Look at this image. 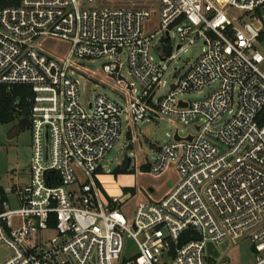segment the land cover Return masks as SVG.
Wrapping results in <instances>:
<instances>
[{"label": "built area", "instance_id": "built-area-1", "mask_svg": "<svg viewBox=\"0 0 264 264\" xmlns=\"http://www.w3.org/2000/svg\"><path fill=\"white\" fill-rule=\"evenodd\" d=\"M152 15L157 24L146 29ZM51 39L66 50L54 55ZM197 41L199 56L157 95L170 64ZM99 58L109 59L101 70L124 103L80 93L77 62ZM0 84L31 89L28 115L20 113L29 180L0 187V264H226L219 247L242 237L252 264H264V0H0ZM208 87L200 99L181 98ZM168 117L192 127L184 136L175 129L191 139L174 131L147 171L172 166L177 181L127 216L131 194L104 192L102 161L123 121ZM185 231L198 239L178 247ZM124 236L137 247L128 259Z\"/></svg>", "mask_w": 264, "mask_h": 264}, {"label": "rangeland", "instance_id": "rangeland-1", "mask_svg": "<svg viewBox=\"0 0 264 264\" xmlns=\"http://www.w3.org/2000/svg\"><path fill=\"white\" fill-rule=\"evenodd\" d=\"M107 3V2H104ZM125 5L126 2H118ZM150 7V2H139ZM157 19L152 15L150 21L146 22L145 28L155 27ZM172 42L176 44L178 41L174 36H171ZM50 45L47 48L54 51V55H60L66 50V43L51 39ZM203 48V44L197 41L193 44L184 46L180 52L177 60L172 62L166 73L163 76L165 83L157 91V95L165 93L171 83L174 82L175 73H181L187 62L194 60L199 56ZM174 51V50H173ZM152 56L155 61H159L160 57L155 50L152 51ZM107 58H99L89 61L79 60L77 63L82 67L80 70L81 78L74 74L79 83V91L81 94L88 93V97L96 92L105 93L107 96L116 99L118 91L115 89V77L106 75L101 70V65L106 62ZM112 60V59H111ZM122 75L128 83H132L136 89L135 95H139V85L137 81L128 74L126 63L123 60ZM212 87H208L200 92H191L181 95V98L186 100L200 99L206 96ZM124 102V99H123ZM123 119V117H122ZM19 117H15L13 121L0 124V187H7L13 185H23L29 180V166L31 153V136L27 127L21 129L16 135L8 138L9 131L13 122H17ZM140 130H139V128ZM179 129L180 135H186L192 132V127H186L180 124L175 117H168L158 120L156 123L138 124L136 127L131 125L130 131L132 140L126 138V127L124 121L122 123V131L119 139L114 143L113 147L106 154L102 161L103 173L109 174L115 169L117 165L124 160V158L131 159V165L135 163L136 176L135 180L128 183V186L121 187L122 193L129 192L131 197L121 206V210L127 216L130 215L134 206L138 202L148 200L151 194L153 197L162 193L167 186L177 181V175L172 166H168L165 172L159 175H154L146 171H141L138 167L142 164L150 162L155 156V150L151 146L163 145L172 139L175 129ZM134 137V138H133ZM140 171V172H139ZM106 179L105 176L101 177ZM104 181V180H103ZM119 186L122 185L118 180H114ZM123 256L125 259L131 258L137 252L135 242L127 236L123 237ZM220 258L226 264H252L254 261V253L251 248V243L247 237L238 239L235 243H228L224 249L219 247Z\"/></svg>", "mask_w": 264, "mask_h": 264}, {"label": "trees", "instance_id": "trees-1", "mask_svg": "<svg viewBox=\"0 0 264 264\" xmlns=\"http://www.w3.org/2000/svg\"><path fill=\"white\" fill-rule=\"evenodd\" d=\"M169 53L170 49L167 48ZM31 97V89L26 85H4L0 84V124L8 123L17 117V112L22 115H28L29 98ZM264 119V110L261 112ZM142 171H146V164L141 165ZM132 173V170L127 166V162H122L117 165L112 171V174Z\"/></svg>", "mask_w": 264, "mask_h": 264}, {"label": "crops", "instance_id": "crops-1", "mask_svg": "<svg viewBox=\"0 0 264 264\" xmlns=\"http://www.w3.org/2000/svg\"><path fill=\"white\" fill-rule=\"evenodd\" d=\"M121 103H124L123 102V99L124 97L118 93V96L117 98ZM158 120H155L154 122L156 123ZM127 131H126V138L128 139H131L132 140V135H131V131H130V127H127L125 126ZM139 128V127H138ZM140 130V128H139ZM134 138V137H133ZM151 146L154 148V150L156 151L157 149V145H153L151 144ZM148 163V162H147ZM146 164V168L148 166V164ZM131 159H130V164H129V169L132 170V173H125V174H117V175H114L112 173H109V174H105V173H101L100 174V180H101V183H102V188L104 190V192L108 195H119V194H123L122 191H121V187H126L128 186V183L129 182H132L135 180V176H136V167H135V163L133 165H131ZM144 165V164H142ZM141 166V165H140ZM140 166L138 167L141 171L142 169L140 168ZM148 170V168L146 169ZM140 172V171H139ZM165 172V171H164ZM163 173V172H162ZM161 173V174H162ZM102 176H105L106 179H102L101 177ZM118 180L122 185H125V186H119L114 180ZM104 180V181H103ZM175 183H172L170 184L169 186H167V188H165V190L162 191V193H159L158 195L156 196H152L151 194L148 196V200H156L158 199L161 195H163L168 189H170ZM127 193V192H126Z\"/></svg>", "mask_w": 264, "mask_h": 264}, {"label": "water", "instance_id": "water-1", "mask_svg": "<svg viewBox=\"0 0 264 264\" xmlns=\"http://www.w3.org/2000/svg\"><path fill=\"white\" fill-rule=\"evenodd\" d=\"M20 112H17V116L20 117ZM29 126V120L24 118V117H20L19 120L12 126L11 130L9 131L8 134V138L16 135L21 129L28 127ZM14 133L13 135L11 133ZM175 140H180V139H187L190 140L191 136H187L186 138H181L180 136H178L177 131H175L174 133V137ZM124 160L127 162V166H129L130 164V158H124ZM122 163V162H121ZM120 163V164H121ZM191 239H198V235L193 232V231H185L182 232L178 238V243L177 246L181 247L184 243H186L188 240ZM224 243L221 245V247H224ZM207 253L212 254L213 256H217L218 255V251L216 250V248L212 245V244H208L207 245Z\"/></svg>", "mask_w": 264, "mask_h": 264}, {"label": "flooded vegetation", "instance_id": "flooded-vegetation-1", "mask_svg": "<svg viewBox=\"0 0 264 264\" xmlns=\"http://www.w3.org/2000/svg\"><path fill=\"white\" fill-rule=\"evenodd\" d=\"M13 123L15 124L16 122L14 121ZM14 124H13V125H14ZM13 125H12V126H13ZM12 126H11V128H12ZM11 134L13 135L14 133L12 132ZM122 162H125V160H123Z\"/></svg>", "mask_w": 264, "mask_h": 264}]
</instances>
